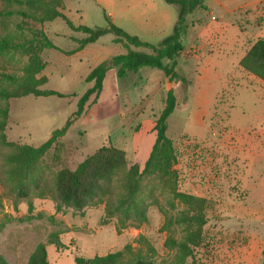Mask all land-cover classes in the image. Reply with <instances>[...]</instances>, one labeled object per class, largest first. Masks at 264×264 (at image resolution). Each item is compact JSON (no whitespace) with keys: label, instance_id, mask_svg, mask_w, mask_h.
Returning <instances> with one entry per match:
<instances>
[{"label":"rangeland","instance_id":"obj_1","mask_svg":"<svg viewBox=\"0 0 264 264\" xmlns=\"http://www.w3.org/2000/svg\"><path fill=\"white\" fill-rule=\"evenodd\" d=\"M43 2L45 4L9 5L0 0V9H23L27 13L13 14L6 19L0 17V35L10 32L22 39L30 38L32 31H42L58 48H46L37 43L32 48L7 51L0 56V84L22 91L19 85L2 80L1 75L6 73L23 79L28 86L66 95L35 97L30 94L1 102L8 108L5 125L0 126V255L7 264H27L40 243L46 245L50 264H76L75 256L93 258L121 250L128 243L146 251L139 237H144L155 248L156 264H188L191 259L182 260L179 248L166 245L170 236L187 242L195 261L200 264H262L264 153L253 156L230 152L228 146L211 138L228 136L233 140L235 134H251L264 127V82H249L250 76L262 81L264 78L239 64L242 77L246 75V79L242 78L236 60L259 38L264 39V14L253 18L246 8L229 14L224 43L216 37L219 36L217 27L222 22L217 1L205 0L206 9L196 12L200 17L192 21L189 30L193 33L188 31L183 38V45L188 46L186 54L195 59L201 42L207 47L206 56L217 51L226 53L218 66L214 65L221 78L215 84L211 77L201 82L205 100L210 103L213 94L204 122L212 124L216 133L211 130V135L202 141L190 138L185 131L206 133L205 127L198 126L188 115L198 113L195 104L198 96L191 100L189 107L183 109L180 105L168 120L167 132L173 140L174 158L160 172L144 175L140 182L138 202L145 207L146 221L131 222L118 231L120 215L106 216V206L124 194L126 182L123 180L135 164L133 161L127 158L124 170L104 183L103 192L82 209L65 205L58 208L56 177L62 170H75L100 147L109 146L108 136L118 130L120 116L93 125H84L80 119H75L66 134L32 167L31 173L13 160L19 147L40 146L54 130L73 118L77 100L89 85L84 79L86 72L99 57L123 50L109 32L88 46L85 63L66 58L60 54V47L67 50L77 47L70 36L80 40L88 34L71 29L62 17H54L55 13L65 15L76 27L106 28L109 9L96 0ZM202 31L207 33L198 37ZM150 40L157 44L160 39L152 37ZM104 63L118 70L112 59ZM199 65L198 60L188 62L186 70L191 79L196 77ZM118 79L119 98L128 114V121H124L127 124L135 106L141 103L146 106V91L140 85L134 86L130 82L132 78ZM187 86L180 84L179 104L186 102ZM94 99L95 95L90 101ZM144 165H140V171ZM178 218L180 220L176 221ZM55 237L59 244L52 241Z\"/></svg>","mask_w":264,"mask_h":264},{"label":"trees","instance_id":"obj_2","mask_svg":"<svg viewBox=\"0 0 264 264\" xmlns=\"http://www.w3.org/2000/svg\"><path fill=\"white\" fill-rule=\"evenodd\" d=\"M5 4L13 5H29V4H45L43 0H1ZM169 4H174L178 8V21L174 26L171 34L162 38L157 44H152L141 40L135 35L128 34L121 27L114 24L107 16L108 27L106 28H90L87 26L76 27L65 15L56 12L54 17H62L71 29L83 31L88 34L87 37L78 40V48L80 50L88 44L96 42L102 35L113 33L114 42L120 43L125 48V52L112 58L114 65L118 66V77H127L130 73H136L145 67L156 68L165 73L169 77L171 83L181 81L185 84L187 80L181 77L175 71V62L181 57L185 51L183 38L192 26L193 16L199 9H206L205 0H166ZM13 14L26 15L23 10H3L0 9V17L6 19ZM43 47L58 49L56 45L42 31H32L30 38L18 39L12 33L6 32L0 35V56L9 50L32 48L35 44ZM144 48L149 50H139ZM138 49V50H137ZM172 61L171 65L165 64V61ZM240 65L246 70L264 78V39L259 38L256 43L246 52L240 61ZM108 71V65L101 63L94 67L87 77L86 83L90 86L77 100V109L73 113L66 124L52 132L51 137L38 147L24 145L19 147V151L14 162L23 168L26 172H32V167L43 157L56 143L58 138L64 136L75 119H79L85 111L90 98L95 95L97 100L103 88V82ZM2 80L8 83L17 84L22 87V91L0 84V126L5 125L8 115V108L1 102L27 95L35 97L66 95L55 90H41L36 86L26 85L23 79L15 77L12 74H2ZM187 100V97H186ZM178 106V98L173 89L167 93L165 105L159 116L156 117L155 130L156 140L152 147V151L146 161L143 170L140 171V165L133 164L127 177L123 180L126 182L124 194L106 206V216L120 215V227L118 231L125 228L128 224L140 223L146 221L145 207L138 202V194L142 188L141 180L144 175L160 172L166 167L168 161L174 158L173 140L168 135V120ZM102 146L92 155L82 161L75 170H62L56 177V186L59 192V206H71L75 209H82L89 203H92L98 196L99 192H103L104 183L111 181L118 171H123L127 163L126 153L112 144ZM31 170V171H30ZM179 221L180 218L175 219ZM140 243L146 245L147 250L136 248L132 243H128L123 249L110 252L105 255H96L93 258H84L75 256L76 264H156V250L153 245L148 244L144 237H139ZM54 243L59 244L57 237L52 239ZM166 245L179 248L181 259L190 258L188 264H200L190 250L189 244L183 241H177L171 236L167 238ZM262 264H264V250L262 252ZM0 264H7V261L0 255ZM27 264H50L47 259L46 245L40 243L36 246L30 255Z\"/></svg>","mask_w":264,"mask_h":264},{"label":"crops","instance_id":"obj_3","mask_svg":"<svg viewBox=\"0 0 264 264\" xmlns=\"http://www.w3.org/2000/svg\"><path fill=\"white\" fill-rule=\"evenodd\" d=\"M96 1L101 5L103 4L109 9L108 14L110 16L108 17L112 18L110 19L114 21V24L121 27L127 33L135 35L141 40L147 41L152 44L153 42L150 40V38L157 37L161 40L162 38L168 36L172 33L174 26L178 21L177 6L167 3L166 0ZM216 1L221 8L220 16L222 19V22H220L216 31V33L218 32L219 36L216 37L220 38L222 41H224V43L225 41H227L225 39V22L226 17L229 16V14L233 15L242 8L248 9L253 18H255V16H257L258 14H264V0ZM197 17H200L199 13H196L193 16V19ZM189 32L193 33V31L190 30ZM205 32L207 33V31L198 33V37H203V34H206ZM209 33L212 34V32H208V34ZM70 37H72L71 39L77 43V47H74L70 50L60 47V54L68 59L75 58L78 59L79 62L85 63V58L89 55V52L87 51L89 50L88 46L93 43L88 44L80 50H77L78 38L73 36ZM116 44L122 46V44L120 43ZM187 47H185V51L182 56L177 58L175 62V71L181 77L187 80L186 85L188 84V86L186 92V102H181V104H179L178 89L180 87V84H182L181 81L177 83H171L169 81V77H167L163 71L150 67L142 68L138 72L130 73L127 77L124 78H132L130 82L134 83V86L140 85L145 89L146 106L142 103L138 107L135 106L133 109V113H131V121H129L127 124H124V121H128V114L125 112V109L122 106V100L119 98L120 80L118 78L120 77H118L116 69L108 68L103 82L102 91L100 92L97 100H95L94 102H88L84 113L79 118L82 121V124L93 125L105 120H110L114 116H120V126L118 127V130L115 133L109 135L107 141L113 146L122 149L126 153L129 161H133L134 163H137L139 165H144L150 156L152 147L156 140V117L159 116L164 108L168 91L170 89H173L178 98V106L171 116H173L177 112L180 105L183 107V109H185L189 107L191 100H193L196 95L198 96V99L195 102V104L198 106L197 108H199L197 110L198 113H190L188 115L189 119L195 120V123L198 126L200 125V127H205L204 129L206 133L205 135L204 133L198 134L187 131H185V133L189 135L190 138L196 141L205 140L208 134L211 135V130L215 129L212 124L205 125L204 122V118L208 117L210 112V105L212 102L213 94H211L210 96V103L208 99L205 100L206 94L205 90H203L204 87L201 85V82L202 79L211 77L212 83L215 84V82L218 81L219 78H221L222 75L215 72L214 65L218 66L219 62H221V58H223L224 54L226 53L217 51L214 53L211 52L212 56H206L208 54L207 47L204 43L201 42V44L199 45V55L196 56L195 59H193L188 54H186ZM122 48L123 50L121 51L119 50L117 52L110 53L107 56L99 57L96 64L86 72V74L84 75V79L87 77L89 72L97 65L104 63L105 61H107V59H112L114 56L124 53L125 48L123 46ZM245 54L246 53H241L236 59L241 77L243 73L241 74L242 69L240 68L239 64ZM205 56L206 62L203 61ZM191 60H198V62H201L198 70L195 69V71H197L196 77L194 79H191L189 77V74L187 72L188 70H186L187 64ZM165 64L171 65L172 61L166 60ZM245 77L246 75L244 74V77L242 78ZM250 78V83L264 82L255 76H250ZM89 86L90 84L88 85V87ZM211 137L212 136H210V138ZM211 139L213 140V142L218 141V144L228 146L230 152L238 151L245 154H252L253 156H256L258 153H264V127L259 129V131L253 132L251 134H235L233 140H229L228 136H226L225 138L223 137L222 139H217V137H212Z\"/></svg>","mask_w":264,"mask_h":264}]
</instances>
